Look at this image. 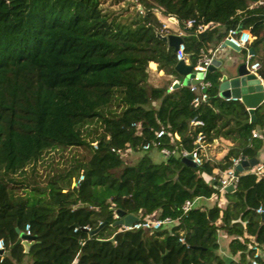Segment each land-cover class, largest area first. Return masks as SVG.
Masks as SVG:
<instances>
[{"label": "trees", "instance_id": "16d2710c", "mask_svg": "<svg viewBox=\"0 0 264 264\" xmlns=\"http://www.w3.org/2000/svg\"><path fill=\"white\" fill-rule=\"evenodd\" d=\"M137 1L143 13L123 22L101 0H0V264H235L219 254L220 230L235 237L229 248L241 262L254 255L253 244L264 256V214L257 213L264 210V176L251 168L239 173L234 192L225 193V209L182 211L187 201L220 196L204 176L218 179L222 174L214 171L223 173L233 159L259 158L264 134L253 132L264 128V103L252 122L241 101L219 96L222 75L215 71L205 79L208 99L196 105L189 87H174L176 51L158 37L173 33L162 28L158 14L174 16L181 28L188 20L210 25L183 36L195 65L240 27L253 37L248 48L259 54L264 0ZM220 26L227 31L220 33ZM251 59L264 79V55ZM154 63L168 76L158 86L149 83ZM194 119L203 126H193ZM160 130L162 147L172 149L174 140L189 152L198 149L202 165L144 151ZM220 138L232 145L212 162L202 147ZM52 152L63 162L55 164ZM134 154L138 161L126 165L124 156ZM40 162L47 176L37 171ZM117 210L176 222L116 234ZM26 225L36 237L28 251L16 232ZM87 226L91 232L83 230Z\"/></svg>", "mask_w": 264, "mask_h": 264}, {"label": "built area", "instance_id": "2783aa9c", "mask_svg": "<svg viewBox=\"0 0 264 264\" xmlns=\"http://www.w3.org/2000/svg\"><path fill=\"white\" fill-rule=\"evenodd\" d=\"M163 21V29H171L173 31V35H179L183 38L184 32L186 30L194 29L195 33H203L210 25L199 23L196 20H188L186 21L183 26L184 28H181L179 21L174 16H168ZM239 27H233L228 31L226 39L236 44L238 47L241 48V50H247V60H248V70L251 73H255L259 79H261L263 85H264V79L262 78L260 74L261 65L258 62H250V59L252 56L249 55L248 45L253 40V37L251 36L250 32L248 30H240L238 31ZM222 48H227V46H224V43L222 44ZM176 58L177 61H185L186 63L193 66V70L196 73V76L194 78L195 81H197L196 84H192L189 88L190 91L193 92L196 96L194 98V103L196 105L206 101L208 99V90L211 88V83L207 82L204 76L203 79L198 78L199 73H203L205 75V72L207 71L208 67L211 65L212 59L216 58V53H212V55H208L204 52H202L201 58L199 61L193 65L190 63V61L187 59L186 55V47L183 42V44L180 45L179 50L176 52ZM181 85V84H180ZM173 87H170V90H172ZM191 124L193 126H203V123L201 121H198L194 119ZM136 126V125H135ZM165 135L164 130H160L156 135V140L152 143H147L144 147V151H150L151 149H158L160 150V153L165 157H170L173 155H181L182 157H188L191 156L193 162L200 166L203 163V159L200 153V150L195 149L192 152H189L181 147L180 144H177L174 140L172 141L173 148L170 149L168 147H162V143L160 139ZM260 135L254 131L253 137H259ZM176 140H179L180 138L178 135H175ZM203 142V135H199L197 138V144H201ZM94 147L97 148V145L94 144ZM180 149V150H179ZM114 151V150H113ZM120 152V151H118ZM242 159H233L232 166L224 171L222 175L216 179L215 177L212 178V183H215V186L218 188L219 191H225V188L228 186H233L234 190L236 189L239 177L236 175V169L241 164ZM250 172L256 174L257 176H264V163H259L257 166L250 169ZM84 179L83 176H80L77 180L73 182V187L78 188ZM194 207V202L187 201L182 206L183 213L187 214L190 210H192ZM258 214H264L263 208H259L257 210ZM116 214V221L119 220V216ZM176 221L172 220L171 218H165L160 219L156 217H145L142 220H139L138 222L134 223L131 226L122 225L120 229L116 232L122 233L126 231H136V230H161L163 228H167L172 226ZM78 229H75L77 231ZM83 230L87 232H91L92 228L87 226L84 227ZM28 236H32L30 225H26L24 231H22ZM116 234L113 236V238L116 236ZM181 243H185L183 238H180ZM5 249V242L3 240H0V250L4 251ZM251 250L254 252V255L249 259L247 263H238V264H259V259L263 257L262 250L256 245L253 244L251 246Z\"/></svg>", "mask_w": 264, "mask_h": 264}, {"label": "water", "instance_id": "95a60500", "mask_svg": "<svg viewBox=\"0 0 264 264\" xmlns=\"http://www.w3.org/2000/svg\"><path fill=\"white\" fill-rule=\"evenodd\" d=\"M241 28L239 27L238 31ZM158 37L167 42L168 45L173 48L176 52L179 50L181 44H183V38L179 35H163L159 34ZM224 46H227L234 51L240 53L241 48L238 47L233 42L228 39L224 40ZM249 55L254 56V49H249ZM248 60H231L228 66L225 67L221 60L217 58L212 59L211 65L208 67L205 75L203 73L198 74V78L201 80L210 73L215 71H221V80L218 85V94L222 99L225 100H239L247 108L250 113L251 121L255 122V111L264 103V85L261 79L255 73H251L248 70ZM235 65L234 71H231L232 66ZM176 72L183 78L181 85L179 82L175 83L174 87L178 88L181 86L190 87L192 84H196L197 81L194 80L196 73L193 70V66L186 63L185 61H179L175 67ZM182 162L189 167L197 168L198 166L193 162L191 156L183 157ZM257 158L247 160L242 159L241 164L236 169V175L238 176L240 172L253 168L259 164ZM225 192H234L233 186H228L225 188ZM117 215L119 220L115 222V226H131L134 223L139 221V218L135 215H127L122 210H117ZM104 226L101 224L97 229L91 232V235H95L99 230ZM16 232L19 234L20 238L23 240V244L26 248V251L29 250V247L32 245L33 241L36 240L35 236H28L25 233L21 232L20 228H16ZM110 241H114V238H111ZM4 251L0 250V254Z\"/></svg>", "mask_w": 264, "mask_h": 264}, {"label": "crops", "instance_id": "0c3cea01", "mask_svg": "<svg viewBox=\"0 0 264 264\" xmlns=\"http://www.w3.org/2000/svg\"><path fill=\"white\" fill-rule=\"evenodd\" d=\"M227 29L224 26H220L219 27V32L220 33H224L226 32ZM224 43L221 42L220 44H218L212 51V53H216V58L218 60H221L223 62V64L226 66H228V64L230 63L231 60L235 59V60H240V61H246L247 60V53H244V50H241L240 53L234 51L233 49L227 47V48H222V44ZM251 48H248V50ZM209 51V52H211ZM254 56L253 57H258V56H262L264 55V45L260 47L259 49V54H257V52L254 49ZM250 62H252V59H250ZM156 65V69H152V71H158L157 69V64L154 63ZM150 65V64H149ZM151 67V66H150ZM235 69V65L232 66L231 71H234ZM220 73H222L221 71H219ZM260 72H263V68L261 66V70ZM159 77L164 76V72L163 71H158ZM263 78V77H262ZM179 83L181 84V82L179 81ZM256 132L261 135L264 134V128H257ZM179 137V136H178ZM232 145V142L230 140L224 139V138H220L218 140H215L211 145L209 146H203L202 147V155H204L206 158H208L209 160H211L212 162H219L221 161L225 154L227 153L229 147ZM157 153V152H156ZM158 154V153H157ZM152 158L153 160L156 159L158 161L156 162H161L162 161V157L159 155H156L155 153L152 154ZM160 158V159H159ZM260 163H264V146L261 149L260 153H259V158H258ZM215 174H222L220 173L218 170L214 171ZM205 179L210 182L212 180L214 176H204ZM220 196H213L209 199H205V198H199L196 199L194 201V207L193 208H200V209H210L214 206H219L221 209H225L228 205V201L225 198V191H220ZM235 237L232 235L227 234L224 230H220L218 232V243L220 246L219 249V254L221 257L229 260V261H233L235 262V264L238 263H243L240 261V255L236 254L233 255L230 252V243L232 242V240ZM251 240H253L251 238ZM264 258V256H263ZM250 258L247 259V261L245 263H247L249 261Z\"/></svg>", "mask_w": 264, "mask_h": 264}, {"label": "rangeland", "instance_id": "374dc122", "mask_svg": "<svg viewBox=\"0 0 264 264\" xmlns=\"http://www.w3.org/2000/svg\"><path fill=\"white\" fill-rule=\"evenodd\" d=\"M102 2V8L109 13L112 17L119 18V20L125 22V21H130L132 18H134L137 15V12L139 11L140 14L143 13L142 8L140 4L138 3L137 0H101ZM157 14L159 13L156 11ZM162 21H165L164 18L160 14H158ZM187 34L184 32V36ZM150 78H149V83L150 85L158 86L161 85L163 80L168 78L167 75H164L162 77H159L158 71H152L150 65ZM180 82L183 81V78L180 76L178 78ZM154 107L158 106V102L153 103ZM156 155H158L156 152H153ZM67 154V153H65ZM52 157L55 159V164H60L63 162L62 158L53 153L51 154ZM159 156V155H158ZM46 158H50V156H47ZM126 162V165H134L138 159L140 158V155L134 154V155H125L124 156ZM160 159V158H159ZM154 161H158L154 159ZM37 171L39 174L42 176H47L49 174V170L47 169V165H44L43 162H40V164L37 166ZM121 226H117L112 229V232H117L120 229ZM28 261V259H27Z\"/></svg>", "mask_w": 264, "mask_h": 264}]
</instances>
